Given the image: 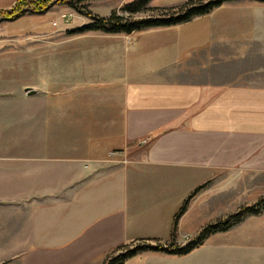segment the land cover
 Wrapping results in <instances>:
<instances>
[{"label": "crops", "instance_id": "0c3cea01", "mask_svg": "<svg viewBox=\"0 0 264 264\" xmlns=\"http://www.w3.org/2000/svg\"><path fill=\"white\" fill-rule=\"evenodd\" d=\"M157 30L171 36L131 49L119 70L92 56L91 73L44 67L21 82L0 67V264H104L120 244L168 241L200 185L189 205L264 194V2H224ZM226 231L123 264H264L262 249L213 239Z\"/></svg>", "mask_w": 264, "mask_h": 264}, {"label": "rangeland", "instance_id": "374dc122", "mask_svg": "<svg viewBox=\"0 0 264 264\" xmlns=\"http://www.w3.org/2000/svg\"><path fill=\"white\" fill-rule=\"evenodd\" d=\"M54 1L52 0L49 8L42 12L29 10L13 20L0 21V67L14 68L13 76L16 81L36 82L37 76L43 78L45 72L41 68L44 67L52 69L53 77L73 79L83 73H91L98 63L94 61L95 57L102 62V67L109 65V60L113 58L119 70L120 66L123 67V59L131 49L146 43L154 46L161 44L171 36V32L169 34L164 30H157L160 27L129 34L82 29L83 26L96 21L91 17H109L112 13L136 18L162 15L180 10L181 6L190 0H84L73 7L67 3L69 0H65L66 3ZM192 1L191 5H195L196 1L203 0ZM15 2L16 0H0V9L10 8ZM234 2L230 1V3ZM138 3L145 4L138 12L132 13L123 8L125 4ZM87 13L91 15L88 16ZM79 52H83L84 57H77L76 54ZM14 53H23L25 56L20 60L8 56ZM65 53L73 56V59H67ZM29 54L36 55L33 56L36 60H31ZM15 63L17 65L14 67ZM34 64L35 66L37 64L40 70L34 71L36 68ZM74 86L76 85H68L65 87L66 91H70ZM89 114H92L91 110ZM94 126L98 127L97 123ZM145 147L132 149L141 151L146 149ZM260 197H264L263 192L256 195L255 199L252 196L244 197V203L240 201L241 199L221 206L209 205L206 202H200L198 205L188 203L186 213L184 212L183 217L181 215L182 219L177 226L176 242L185 243L206 224L221 220L242 206L255 204ZM241 222L238 227L215 234L213 239H222L231 246L235 244L242 249L264 251V209L259 213L244 215ZM127 246L121 247L120 250H124Z\"/></svg>", "mask_w": 264, "mask_h": 264}, {"label": "trees", "instance_id": "16d2710c", "mask_svg": "<svg viewBox=\"0 0 264 264\" xmlns=\"http://www.w3.org/2000/svg\"><path fill=\"white\" fill-rule=\"evenodd\" d=\"M84 0H69L67 3L70 6H77ZM235 0H203L196 1L195 5H191L192 0L185 2L180 10L172 13H163L162 15L148 16V17H123L112 13L109 17H91L96 21L83 26L85 30H102L112 33H132L147 28L154 27H167L180 23L187 22L192 17L202 15L210 12L214 7L221 5L224 2ZM264 2V0H252ZM52 0H16L15 4L10 8L0 9V21L13 20L26 11H44L49 8V3ZM55 3H66L65 0H55ZM145 3V2H144ZM143 3L138 4H125L124 9L129 12H138ZM88 16L91 13H87ZM203 187L200 185L196 187L190 194L184 199L178 209L173 215V222L170 230V239L168 241H162L157 237H140L129 243L120 244L115 247L111 252L118 251L114 255H107L104 264H123L125 260L136 255L142 251H159L171 255H184L201 244L204 243L206 238L212 233L226 231L233 225L241 222L244 215L249 213H259L264 209V197H260L255 204L245 205L240 207L236 212L227 215L225 218L218 220L214 223H208L203 226L198 233L186 241L183 244L176 242V227L180 216L186 211L188 203L192 196ZM129 244V245H128ZM128 245V246H127ZM127 246L124 250H120L121 247Z\"/></svg>", "mask_w": 264, "mask_h": 264}]
</instances>
